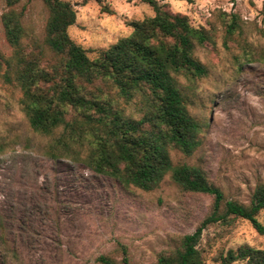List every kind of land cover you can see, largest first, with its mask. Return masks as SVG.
I'll return each instance as SVG.
<instances>
[{
  "label": "rangeland",
  "instance_id": "1",
  "mask_svg": "<svg viewBox=\"0 0 264 264\" xmlns=\"http://www.w3.org/2000/svg\"><path fill=\"white\" fill-rule=\"evenodd\" d=\"M64 1L77 11L68 33L93 59L131 36L130 23L154 15L139 0H103L111 14L95 1ZM158 1L212 36L194 53L208 75L195 81L179 77L190 88V112L207 122L202 145L190 157L172 151V160L199 167L227 200L248 204L264 183V0ZM9 9L8 1L0 0V52L6 57L13 53L2 23ZM14 9L24 12V44L33 50L42 46L53 62L43 46L49 17L44 3L23 0ZM233 17L239 28L229 35ZM21 95L0 78V262L104 264L99 261L104 256L111 264H157L161 252L176 249L211 215L210 196L184 192L170 176L144 191L125 188L81 162L49 158L48 139L31 129ZM120 102L127 114L142 116L135 101ZM258 220L264 226V210ZM244 245L264 250V234L245 220L230 228L208 225L200 243L208 253L206 264H222V256Z\"/></svg>",
  "mask_w": 264,
  "mask_h": 264
},
{
  "label": "trees",
  "instance_id": "2",
  "mask_svg": "<svg viewBox=\"0 0 264 264\" xmlns=\"http://www.w3.org/2000/svg\"><path fill=\"white\" fill-rule=\"evenodd\" d=\"M7 1L10 9L2 23L13 53L6 57L0 52V78L20 89L21 110L31 129L48 139L46 156L81 162L125 188L152 191L170 176L184 192L212 198L211 215L194 233L184 235L176 249L161 252L157 264H206L208 253L200 243L210 224L230 228L245 220L264 234L258 220L264 210V183L255 188L248 204L227 200L202 169L175 164L171 157L172 151L190 157L202 145L207 122L190 112V88L179 77L195 81L208 75L194 53L212 42L209 30L193 26L186 15L172 13L165 3L139 0L154 15L130 23L131 36L100 50L93 59L68 33L77 19L74 6L64 0H41L49 12L43 46L53 54L52 62L42 46L33 50L23 42L24 12L14 9L23 0ZM90 1L112 13L103 0L83 3ZM237 28L233 17L227 33L232 35ZM121 99L126 104L135 101L142 116L127 114ZM99 261L111 264L104 256ZM238 261L264 264V250L244 245L221 257L222 264Z\"/></svg>",
  "mask_w": 264,
  "mask_h": 264
}]
</instances>
